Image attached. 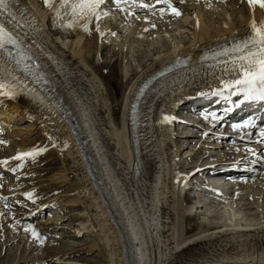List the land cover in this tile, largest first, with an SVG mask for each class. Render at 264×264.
Instances as JSON below:
<instances>
[{"label":"bare ground","instance_id":"1","mask_svg":"<svg viewBox=\"0 0 264 264\" xmlns=\"http://www.w3.org/2000/svg\"><path fill=\"white\" fill-rule=\"evenodd\" d=\"M109 1L105 0L95 14L77 9L73 15L72 4L79 3V0H68L64 4L61 0H54L47 5L44 0H7L8 8H0V24L5 26L6 33L11 34L32 70L48 81L55 95L68 106L70 118L78 126L80 141L63 114L44 98V92L39 90L42 95H37L27 80L2 67L0 82L9 86L2 91L9 95H0V127L10 128L17 140L20 136L28 140L32 130H39L41 135L35 144L16 141L14 156L0 159V162L6 161L0 163V183L12 187L11 182L2 178L3 174L12 173L13 169L18 171L24 161L40 153H56L61 167L49 177L50 183L59 184V188L67 186L72 192L65 209L82 206L77 215L84 221L74 230L73 236L94 232L103 246L104 264H264V213L261 214L260 210L249 213L248 216L256 217V220L242 222L240 217L230 215L224 205L219 211L212 210L211 205L219 206L230 201L214 192L216 184L210 181L211 177L219 175L234 179L242 177L238 188L247 191L239 196L234 192L232 196L237 195L236 200L254 203L260 194V201H264V171H259L260 165L264 169V143H252L217 130L216 133L194 130L188 135L185 127L189 125L181 117L196 105L199 94L224 88L221 81L234 78L233 72H240V67L233 63L234 58L193 66L160 80L145 95L138 114L133 120L130 118L137 89L157 71V67L179 54L195 60L202 53L220 52L255 35L254 28H264V7L259 3L251 4L249 0H171L172 7L180 13L175 15L168 4L157 3V0L151 3L148 0H125L112 7L119 9L112 10L105 9ZM228 10L231 11L230 19L222 15ZM152 12L158 14V20L149 16L148 13ZM143 13L146 15H141ZM168 13L173 15L166 17ZM131 17L141 18L142 22L139 19L137 25H132ZM206 17L210 23L206 22ZM122 18L127 19L125 24L121 22ZM162 22L168 32L180 33L187 27L190 30L188 39L169 42L163 38L162 43L167 45L160 47L153 43L151 47L150 44L145 47L138 43L137 51L129 50V45L136 44L144 36L146 28L161 27ZM120 32L122 35L118 38ZM18 36L24 38L25 43ZM108 44L112 47V54L118 51L124 59L133 56L135 65L125 67V76H128L127 70H138L124 94L119 117L112 111L102 76L90 62L91 55L98 53L100 56ZM228 91L231 93L234 89ZM24 119L29 120L30 125L25 134H20L17 124ZM174 123H178L176 128ZM194 138L201 139L195 150L200 157L208 156V147L224 149L217 154L214 163L193 164L190 169L193 170L191 179H201L205 187L212 186H209L211 193L220 195H211L212 200L205 199L202 194L192 195L199 198V203L203 202L202 206H207V212H211L209 217L217 219L216 222L199 221L196 225L190 221L198 218L199 205L192 203L195 198L188 193L182 194L187 186L188 173L180 174L182 166L178 159L184 147L180 146L182 139L188 142ZM0 141H3L0 143L2 151L5 143L1 136ZM41 148L46 150L34 156L13 159L17 153ZM186 153L190 154L193 163L194 152ZM88 160H92L99 182L92 180ZM132 162L137 169L134 174ZM28 169L18 175L26 176L30 173ZM245 176L250 177L249 180ZM252 177L254 180H250ZM34 181L38 182L32 177L26 183L33 185ZM22 187L17 185L11 190L16 191L18 197L27 199L37 193L36 189L23 191ZM201 192L206 193L202 189ZM2 193L0 189V198ZM28 193L30 197L26 195ZM50 202L41 205V213L49 210ZM238 207L254 210L244 202ZM0 209L4 211V208ZM8 220L3 217L0 221L3 223L0 227L1 247L20 239L17 231L22 223L11 220L12 225H6ZM57 220L60 219L48 216L41 221ZM28 226L26 223V229ZM32 228L37 235L27 231L37 240L39 234L44 232L47 235L50 231L48 226L43 232ZM8 229L10 231L5 233ZM78 246L81 244L58 253L62 252L70 264L74 262L70 257L78 252L74 249Z\"/></svg>","mask_w":264,"mask_h":264},{"label":"rangeland","instance_id":"2","mask_svg":"<svg viewBox=\"0 0 264 264\" xmlns=\"http://www.w3.org/2000/svg\"><path fill=\"white\" fill-rule=\"evenodd\" d=\"M114 1L115 0H110L108 7L106 6L105 9L110 10L113 7L112 5ZM52 2H53L52 0H49L48 4H51ZM151 2L152 0H148V3H151ZM112 9H119V8H112ZM148 14L149 16L154 17V19L156 18L158 20L159 16L157 13L152 12ZM230 14H231V11L229 12L228 10L227 12H224L222 15L224 18L230 19L231 18ZM141 15H146V14L143 13ZM168 15L169 17H171L173 14L171 15V13H168L166 17ZM139 19L142 22L141 18L131 17L130 23L132 25H137L138 24L137 20ZM206 22L207 23L211 22L208 17H206ZM145 30L147 31H144L145 32L144 36H141L140 39L137 40L136 44H132V46L129 45V50L131 52L137 51L138 43L143 44L145 47H147V44H150V47H151L153 43H158V46L161 47V46L167 45L166 43H162L163 38L168 39L169 42L181 41L183 40V38L184 39L187 38L190 34V30L187 29V27L182 29L180 33H178L179 31L177 33L176 32L173 33V31L168 32L167 29H165L164 22H162L161 27H157L155 29L154 27H148ZM118 32L119 31H117V33ZM121 35L122 33L120 32L118 34V38ZM176 36L178 39L176 38ZM128 41H130V38H128ZM111 48L112 47H110V44H108V47L106 46L102 49L103 51L100 54V56H98V53L92 54L90 62L93 66H95V69L98 70L99 72L98 74L102 76L104 80V84L106 86L107 93H108L109 102L113 106L112 111L116 117H119L124 94L126 90L128 89L131 81L136 76L138 70H127L129 71V73H128V76H125L124 69L127 66L135 65L134 60H133L134 58L132 55H130L128 59H124L120 56V53H118V51H116L115 54H112ZM22 121L21 123L17 124V127H18L17 131L20 134H25L26 132L25 129L26 128L28 129L30 122L27 119H24ZM176 125H178V123L177 124L174 123L175 128H176ZM178 128H179L178 130H180L181 125H179ZM0 129L2 130V131L0 130L1 140L3 139L5 143V146L4 148H2V151L0 149V159L9 158V157L14 156V154L17 152L16 151L17 150L16 141L17 143H20V144L21 142L23 143L31 142L35 144L36 142L40 140L41 134L39 130H35V131L32 130V132H29L28 140L24 139L25 136H22V137L20 136V139L17 140L11 134L9 130L10 128L1 126ZM209 141L210 139H208V142ZM212 143L213 142H210V144ZM181 144L184 146L181 153L186 154V152H189V151L194 152L195 149L200 146L201 139L194 138L191 141L188 140V142L183 141L182 139ZM181 144L180 146H182ZM210 144L208 143V145ZM222 149L214 150L212 147H208V151L210 152H208V156H206V158L205 157L203 158V156L200 157L199 153L196 151L193 154V157L195 158L193 159L194 161L193 163L191 162V160L189 162L186 159H183V158L180 159V165L182 166V168H180L181 170H179L180 174L185 175L186 173H188L187 186H185L186 187L184 188L185 190L183 189L182 194L188 193V195L190 196L202 194L201 196L204 197L205 199L206 198L208 200L211 199V196H210L211 191H209L210 190L209 186L210 187L212 186L206 185L205 187L201 179L199 180L193 179V178L191 179V173L193 172V170L191 171L190 169L193 168V164L199 165V164L214 163L216 161L217 154L220 151H222ZM236 162H239V160ZM262 163H264V159H262ZM60 167H61V161L58 158L56 153L43 152V153H40L24 161L18 171H12V173L7 172L2 175V178L4 177L3 179H7L8 182H11L10 184L12 187L7 188L4 185H2V183H0V189L4 192L2 193L3 197L1 196V198H7V199H2L3 201L2 200L0 201V208H4V211L0 209V212H1L0 221L3 217H8L9 220L7 221L6 225H12L11 223L13 222L11 220H14V223L17 222L15 220H19L22 224L18 226L17 236L20 237L18 241L8 246L4 245L1 247V244H0V264H69L68 261L66 260L67 257L64 256L62 252H67V250L72 245L75 246L77 243L81 244V246H78L77 249L74 248L75 251L77 250L78 252L70 257L71 259H74V262L78 261V263H81V264H104L103 263L104 262L103 246L98 240V238L96 237L94 232H91L88 234L85 233L83 235L80 234L76 237L73 236L75 235L74 230L77 227H79V225L84 221V218L82 216L77 215V213H80V211L82 210V206L68 207L67 209H65L66 202L68 203V201L71 200L72 198V195H71L72 192L70 191L69 188H67V186L65 188H59V184L50 183L49 177L52 175L53 172L58 171ZM27 168H29L28 171L30 170V173H28L24 177L18 175V172L23 171ZM259 171L260 172L264 171L263 166L260 165ZM32 177L36 178L38 182L34 181L33 185L32 184L28 185L26 183V180ZM244 178L249 180L250 177L245 176ZM250 180H254V178L252 177V179ZM250 183L252 185H255V183L253 182H250ZM13 185L15 187H17V185L18 186L22 185L23 191L24 190L29 191L31 189H36L37 193L34 192V196H32L33 198L31 197L30 199H27L25 197H18L17 195H15V193L17 192L11 190L14 187ZM200 188L206 193L201 192ZM254 188L252 187V189ZM246 191L247 190H241V193H244ZM212 194L214 193L212 192ZM62 195L64 196L66 195V197L62 198L61 197ZM216 196H220V195H216ZM192 197L195 198L194 200L192 199V203L195 205H199L198 210H200V214H197L198 218L195 220H191L190 224L196 225V224H199V221L216 222L217 219L209 217V215H211V212L210 213L207 212L208 211L207 206H206L207 208L206 210V208L202 206L203 202H200V203L198 202L199 198L197 199L196 196H192ZM230 197L231 198L228 197L230 201L229 203L219 204V206H216V204H214V205H211V209L215 211H219V208H222V206L224 205V207H227L228 211L231 212V214L229 213L230 215L233 214L234 216L236 215L240 217L242 222H249L250 221L249 219H252L251 221L256 220V217L248 216L249 213H252L255 211L258 212L259 210L261 214L264 213V210H263L264 201H260L261 200L260 194L257 195L256 197L257 201L254 203H250V201H245L243 199L242 200L239 199L240 200L239 201L238 198L236 200L235 196H230ZM15 202L17 204H15ZM49 202L50 204L52 203L49 210H45L44 212L41 213L40 211L43 208V206L41 205L49 203ZM243 202L246 203L248 206L254 207L253 208L254 210L252 209L243 210L242 208L238 207ZM25 207H28L29 209ZM255 207H257L256 210H255ZM35 213L36 215L34 216ZM30 214L31 216L29 218L28 217L26 218V216ZM48 216H53L55 219L58 218L60 220H57L56 221L57 223L56 222L43 223L41 220L43 221L46 220ZM26 223L27 225L29 224L31 226H34L35 229L39 228L40 230L39 229L38 230L42 232H43V229H45V227L48 226V229H50V231H48L47 235H45L44 232L43 234H39L38 236L39 240L33 239V236H31L29 234V231L26 230ZM2 225L3 223H0V227ZM9 231L10 229H8L5 233H8ZM61 240H62V244L60 243ZM53 248H57V250H53ZM59 251H62V252L58 253ZM59 257H61L62 259H59ZM74 262H71V263L75 264Z\"/></svg>","mask_w":264,"mask_h":264},{"label":"snow or ice","instance_id":"3","mask_svg":"<svg viewBox=\"0 0 264 264\" xmlns=\"http://www.w3.org/2000/svg\"><path fill=\"white\" fill-rule=\"evenodd\" d=\"M49 0H44L45 5H47ZM62 4L67 3L68 0H61ZM105 0H79V3L72 4L73 15L76 14V10L87 11L88 13L95 14L96 9L100 5L104 4ZM166 3L175 15H179V10L172 7L171 0H157V3ZM251 4L259 3L261 7H264V0H249ZM147 6V5H146ZM0 8H8L7 0H0ZM161 12L164 11L163 8L160 9ZM99 16L97 15V19ZM255 35H252L239 44L233 49L236 53H242L236 59L241 61H246V64L240 65V72H233L232 79L227 81L222 80L221 83L224 85L225 89H234L231 91V95H236L237 92L243 93L245 99L247 100H264V28L255 29ZM14 40L10 33H6L5 26L0 24V49H5L7 44H13ZM233 60V63L236 62ZM19 63V61H17ZM9 87L4 83L0 82V95H9L8 92L2 91V89ZM168 118L165 117V120ZM247 126V125H246ZM260 135L264 137V129H261ZM3 143V141H0ZM46 149H36L31 152L17 153L13 159H20L26 156H34L39 152H43ZM0 163H6L0 162ZM15 171V169H13ZM29 197L30 193L26 194ZM7 199V198H0ZM26 230H31L32 234L37 235L36 231L31 225L28 226ZM42 242V241H41Z\"/></svg>","mask_w":264,"mask_h":264}]
</instances>
